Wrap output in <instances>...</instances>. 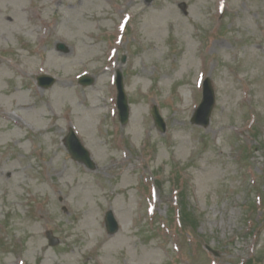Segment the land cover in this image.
I'll return each mask as SVG.
<instances>
[{"label": "rangeland", "instance_id": "rangeland-1", "mask_svg": "<svg viewBox=\"0 0 264 264\" xmlns=\"http://www.w3.org/2000/svg\"><path fill=\"white\" fill-rule=\"evenodd\" d=\"M0 58V264H264V0H0ZM69 128L94 170L68 154Z\"/></svg>", "mask_w": 264, "mask_h": 264}, {"label": "water", "instance_id": "water-1", "mask_svg": "<svg viewBox=\"0 0 264 264\" xmlns=\"http://www.w3.org/2000/svg\"><path fill=\"white\" fill-rule=\"evenodd\" d=\"M59 47L63 48L62 45H59ZM37 80L38 84L44 87H48L54 82V78L49 75L38 76ZM81 81L84 84H89L93 80L91 78L83 77L81 78ZM117 87L120 108V120L124 124L127 121L128 117V107L126 103V96L123 91V84L120 74H118ZM214 102L215 100L213 88L209 79H206L203 84L202 101L194 112L191 118V122L207 126ZM152 116L155 120L157 127L163 131L165 129V124L163 122L162 117L159 115L156 107H153ZM66 145L73 159L83 162L90 169L95 168V164L92 162L88 151L81 145L80 141L75 137L72 132H70L66 138ZM105 224L109 234L115 233L118 229V224L111 210L107 211L105 214Z\"/></svg>", "mask_w": 264, "mask_h": 264}, {"label": "trees", "instance_id": "trees-1", "mask_svg": "<svg viewBox=\"0 0 264 264\" xmlns=\"http://www.w3.org/2000/svg\"><path fill=\"white\" fill-rule=\"evenodd\" d=\"M180 220L182 222L183 227H187V223L190 222L191 219V211L187 209L186 205L182 203V201H180ZM192 224V223H191Z\"/></svg>", "mask_w": 264, "mask_h": 264}]
</instances>
